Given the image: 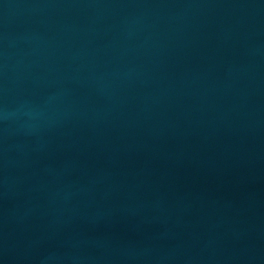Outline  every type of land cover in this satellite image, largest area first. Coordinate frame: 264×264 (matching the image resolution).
Returning a JSON list of instances; mask_svg holds the SVG:
<instances>
[{"label":"water","instance_id":"95a60500","mask_svg":"<svg viewBox=\"0 0 264 264\" xmlns=\"http://www.w3.org/2000/svg\"><path fill=\"white\" fill-rule=\"evenodd\" d=\"M0 264H264V0H0Z\"/></svg>","mask_w":264,"mask_h":264}]
</instances>
